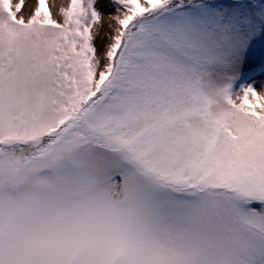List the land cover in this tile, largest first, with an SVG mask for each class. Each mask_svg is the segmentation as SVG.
Here are the masks:
<instances>
[{"label":"snow or ice","instance_id":"6c2138e0","mask_svg":"<svg viewBox=\"0 0 264 264\" xmlns=\"http://www.w3.org/2000/svg\"><path fill=\"white\" fill-rule=\"evenodd\" d=\"M0 264H264V0H0Z\"/></svg>","mask_w":264,"mask_h":264}]
</instances>
